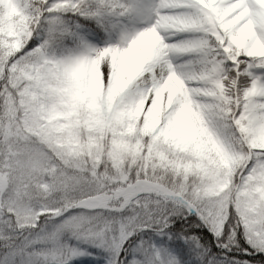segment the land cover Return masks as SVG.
I'll use <instances>...</instances> for the list:
<instances>
[{
  "label": "snow or ice",
  "instance_id": "obj_1",
  "mask_svg": "<svg viewBox=\"0 0 264 264\" xmlns=\"http://www.w3.org/2000/svg\"><path fill=\"white\" fill-rule=\"evenodd\" d=\"M0 264H264V0H0Z\"/></svg>",
  "mask_w": 264,
  "mask_h": 264
}]
</instances>
